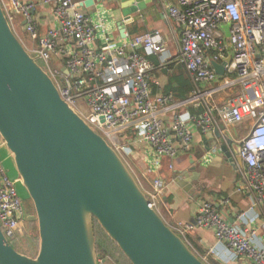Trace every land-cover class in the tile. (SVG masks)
<instances>
[{"label": "built area", "instance_id": "2783aa9c", "mask_svg": "<svg viewBox=\"0 0 264 264\" xmlns=\"http://www.w3.org/2000/svg\"><path fill=\"white\" fill-rule=\"evenodd\" d=\"M158 1L167 20L179 28L177 63L185 67L194 84L186 99L165 93L152 81L156 66L149 55H158L164 46L160 33L127 34L126 41L118 43L105 25L97 36L103 10L88 13L84 2L0 3L13 31L52 78L61 97L126 164L132 141L150 147L153 156L145 170L151 176L150 187L139 184L150 207L159 213L166 189L158 174L163 158L174 159L190 150L194 140L191 121L203 133L215 129L211 107L204 108L201 103L205 94H224V102L217 106L219 118L228 124L250 121L249 132L239 142L242 167L237 190L249 192L253 207L264 213V0ZM38 6L49 8L54 18L44 34L38 31ZM19 33H27L29 40H22ZM53 55L60 68L52 66ZM213 62L226 63L223 75L216 72ZM188 106L203 107V111L193 114ZM19 180L9 176L0 158V227L10 243L17 239L26 220L16 189ZM220 203L226 207L230 198L223 197ZM236 217L229 222L213 202L204 201L193 223L171 227L185 241L198 229L211 228L218 240L248 264H264V241L257 239L255 229L246 230L239 224L245 213ZM202 259L205 261L207 255ZM98 263L104 261L98 259Z\"/></svg>", "mask_w": 264, "mask_h": 264}, {"label": "water", "instance_id": "95a60500", "mask_svg": "<svg viewBox=\"0 0 264 264\" xmlns=\"http://www.w3.org/2000/svg\"><path fill=\"white\" fill-rule=\"evenodd\" d=\"M149 1L121 0L123 39L126 23ZM212 64L224 74L225 62ZM0 136L33 200L40 236L32 257L17 251L0 227V264H99L96 221L131 264H207L150 207L117 151L61 97L13 31L1 3ZM225 140L220 148L231 161L232 141Z\"/></svg>", "mask_w": 264, "mask_h": 264}, {"label": "crops", "instance_id": "0c3cea01", "mask_svg": "<svg viewBox=\"0 0 264 264\" xmlns=\"http://www.w3.org/2000/svg\"><path fill=\"white\" fill-rule=\"evenodd\" d=\"M23 1L40 3L42 0ZM78 1L84 2V9L88 13H93L96 9L103 10V21L97 25L98 37L101 35L102 26L105 25V28L112 31L116 42L126 41L121 37L118 27V23L124 17L120 7L121 0H91L92 2L88 4L86 2L90 0ZM35 13L38 16V31L44 34L54 23L51 10L38 6ZM133 22L146 29L143 33L158 32L164 38V46L159 54L149 55L153 63L157 61L160 63L157 66L160 69H154L151 78L163 91L169 75L178 72V69H173L172 65H179L177 63L179 28L175 23L167 20L159 1L150 3L145 10L133 14L126 23V29ZM205 96L201 106L211 107L216 127L203 133L194 121H191L194 140L190 150L179 153L174 159L163 158L158 174L163 178L166 189L160 206V215L170 226L193 223L200 204L211 201L229 222L237 220L238 213H245V219L239 221V224L246 230L255 229L257 239L264 241V213L260 208L253 207L249 192L237 190L242 167L238 153L239 142L249 132L250 121L245 120L238 124L225 123L217 112V106L224 102V94H205ZM203 107L188 106L187 109L195 114ZM218 133L232 141L229 146L231 161L220 148L222 143L226 142L225 137L219 140L216 136ZM131 144L132 152L129 158L131 157L135 168L133 173L142 186L149 188L151 176L146 175L145 170L148 158L153 156L151 149L141 141H132ZM223 197L230 198V204L226 207L220 203ZM191 238L195 247L207 254L215 264H248L243 256L235 254L224 242L218 240L211 228H200L191 235Z\"/></svg>", "mask_w": 264, "mask_h": 264}, {"label": "rangeland", "instance_id": "374dc122", "mask_svg": "<svg viewBox=\"0 0 264 264\" xmlns=\"http://www.w3.org/2000/svg\"><path fill=\"white\" fill-rule=\"evenodd\" d=\"M155 1H158V0H151L149 1V4L154 3ZM19 34L22 40L26 42L29 40L27 33H25V35L22 33H19ZM112 38L114 39V36ZM52 66L54 68L61 67V63L59 59L54 55H53V60H52ZM2 141L4 140L0 136V144H1L0 158L3 160V164L6 170L8 171L9 176L13 179L16 177L20 179L16 185V189H17V193L19 197L22 199L25 205V210H26V220L23 223L21 233L18 235L15 241H12V244L17 251H20L22 253L26 252L28 256L35 257L38 254L39 247H40L39 225H38V219H37L35 206H34L33 200L30 198L27 192V189L22 183L21 178L18 174L13 153L8 149L5 142L3 144ZM127 163L129 164L127 165L130 166L129 168L132 167L131 168L132 172H135V168L133 166L131 157L130 158L127 157ZM97 224L98 225L95 226V233L97 235L96 236L97 241L98 242L107 241L108 238L106 237L105 231L101 228L99 223ZM104 264H113V262L106 260Z\"/></svg>", "mask_w": 264, "mask_h": 264}, {"label": "trees", "instance_id": "16d2710c", "mask_svg": "<svg viewBox=\"0 0 264 264\" xmlns=\"http://www.w3.org/2000/svg\"><path fill=\"white\" fill-rule=\"evenodd\" d=\"M128 34L130 37H134L139 34H143L146 29L144 27L139 26L136 22H133L132 24H129L127 26ZM155 62V61H154ZM159 61L155 62L154 65L156 68L159 66ZM170 66V65H168ZM173 69H178V72L175 74L169 75L168 83L166 84L163 91L165 93L172 92L174 97L177 99H186L190 93L194 89V84L187 73L185 67L183 65H172ZM170 69V67H168ZM154 90H156V86H154ZM203 109L200 111H197V113H201ZM32 220V219H31ZM98 222H95V226L98 225ZM176 231V230H174ZM178 234L179 232L176 231ZM96 234V233H95ZM180 235V234H179ZM97 236V235H96ZM106 237L108 238L107 241L98 242L96 241V249H97V256L98 259H102L104 262L106 260L112 261L115 264H131V262L125 257V255L121 252L117 244L106 234ZM188 245L196 252V254L199 255V257L202 259L204 255V252L200 249H197L195 245L193 244L191 236H189L186 240ZM12 244V243H11ZM13 245V244H12ZM14 247V246H13ZM27 254L26 252H24ZM28 255V254H27ZM207 264H215L212 259H210L207 255V259L205 260Z\"/></svg>", "mask_w": 264, "mask_h": 264}, {"label": "flooded vegetation", "instance_id": "af4514ba", "mask_svg": "<svg viewBox=\"0 0 264 264\" xmlns=\"http://www.w3.org/2000/svg\"><path fill=\"white\" fill-rule=\"evenodd\" d=\"M25 206V205H24Z\"/></svg>", "mask_w": 264, "mask_h": 264}]
</instances>
